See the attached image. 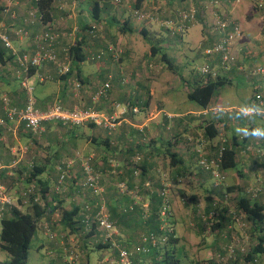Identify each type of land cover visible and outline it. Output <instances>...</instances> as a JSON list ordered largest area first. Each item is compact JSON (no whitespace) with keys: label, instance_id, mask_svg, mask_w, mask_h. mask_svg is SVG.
Segmentation results:
<instances>
[{"label":"crops","instance_id":"1","mask_svg":"<svg viewBox=\"0 0 264 264\" xmlns=\"http://www.w3.org/2000/svg\"><path fill=\"white\" fill-rule=\"evenodd\" d=\"M134 1L135 0H124L123 3H125V5H132ZM92 2V0H52L50 7V21L48 24L59 36L56 43V51L60 58L58 60L63 64L71 66V61L65 57L64 51L69 48L70 45L74 44L75 41L81 39H84L83 47L91 51H96V48H102L106 44H118L122 52L120 59L118 61L107 59L105 62L100 61L95 63L86 60L80 63L78 68L74 67V71L71 75L66 76V78L62 77L63 79L58 76L57 68L52 64H45L34 70V72L30 74L28 81L31 78L33 79L31 82L32 93L37 107L40 110H46L55 104H59L64 109L66 108L70 110L87 107L98 110L97 108L100 107L103 112L105 111L109 114V109L112 108L113 102L123 103L125 101H133L136 99L138 102H143L142 94L146 92V89L148 90L149 95L148 101L142 103L143 106H140L139 113L135 115L129 114L119 118L118 123L112 131L105 130L102 127H96L90 123L72 128L68 131V129L64 128L63 125L58 122L44 121L41 123V136L34 138L27 133L22 122L14 121L13 123H9L6 129L0 128V182L6 186L4 182H10L9 176L12 175L13 172L20 174V172H24L27 167L36 164L37 166H41L44 172L39 179L41 182H44L49 186V194H47L46 197V201L49 205L57 203L61 204L66 209H70L72 205H78L81 208L85 204H88L92 197L88 192H85V196H83L84 194L81 195L82 189L80 184L82 181V172L80 166L76 164L72 170L70 178L64 183V190L61 194H56L54 192L58 176L57 167L62 161L68 158H74L76 156L89 157L93 155L94 168L101 172L104 169L106 170L100 157L107 156L109 160H113L114 158L119 159V157L123 158L122 155L119 154L121 153L120 150L117 152H114L111 149L106 152L102 150L103 148L100 145V141L108 139L117 144L124 142L126 147H133L135 150L134 152H138L139 154L142 152L153 158L152 161L146 163L145 174L147 180L143 181V184L148 185L157 182L155 172H158V169L156 168V164H162L161 169L164 167L166 168L165 170L168 171L167 174L169 175V181L166 178L161 181H166L169 187L174 190L175 188L179 189L180 183L187 180L188 183L194 187L202 188L204 192L197 194V197L194 199V201H196L195 205L198 204L200 206L199 203L201 201L206 205V200L214 195V192L211 190L213 181L208 174L199 171L197 164H195L196 157L194 156L195 154L192 149L181 148V145L179 144L181 143L180 141H177L176 145H172L169 148L171 152H177L176 154L178 158L182 161L180 166L174 168L169 166L168 160L163 157L166 156L167 144L170 139L169 135L173 137L175 136L177 140H182L190 135H199V133H202L199 122L201 123L203 120L194 118L195 121H192L189 117L176 119V115L174 114H171L172 117L168 118L166 117L168 113H164L162 109L156 108L152 102V97L158 89L156 84L153 82L148 85V81H143L134 76V74H136V76L141 78V74L139 76L138 73L140 65H145L148 61L156 63L158 60H152V57H150V50L146 51L145 48L141 50L144 54H141L138 51L143 48L140 39L142 32H147V34H149V27L144 25L137 28L141 22L133 18L131 11L127 7H114L110 1L102 2V10L100 12L98 24L96 23L97 21H94L91 18L90 6ZM143 4L148 5L149 7L157 4L161 5L167 12V16L164 17L165 19L166 17L172 16L174 12L180 8L194 5L195 0H144ZM252 5H254L252 0H242V3L239 6L226 4L223 5L224 8L223 6L221 8L224 15L229 14L240 23L244 32L242 37L237 40L236 49L237 51L239 50L238 54L240 55L237 63L232 66L231 70L224 73L223 70L218 68L217 59L213 58V60L209 61L217 68L220 76L227 77L230 82L225 85L216 96H214L209 109L207 110L212 111H210L207 116L205 115L206 117L202 118L205 120L213 119V121H215V126L221 131V133L225 132L224 124H226L229 127V134L236 135L241 133V137L246 138L247 142L254 143L255 140H257L256 138L258 134L250 135L249 131H247V127H261L262 122L260 117L254 113L250 114L251 116H248L244 123L239 120L240 116L235 117L234 114H232V116H234L232 117L228 114L231 109L244 110L250 107L251 101L254 98V88L256 86L261 85V92L264 96V80L259 79V76L256 79L251 78L247 74V71L253 65H260L264 62V38L262 36L263 31H261L264 23L262 18H264V16L261 10L256 8L253 10L251 7ZM0 6V33L7 38L10 45L6 57H12L8 59L5 64L0 65V96L6 94L10 98L12 106L20 109L23 108L25 104L26 92L20 85L19 79L22 76V71L16 63V56H14V54L19 55L23 52L35 51L32 38L33 36L42 33L45 26L48 25H41L37 19L33 20L32 17V19L30 18L29 13H34V11H31L34 9L32 0H1ZM212 18L214 17L208 14L207 19L204 22L199 21L193 24L181 40L175 39L176 41H174L172 39H167L163 31L161 32V35L158 34V39L155 42L162 41V44L166 46L167 49L177 46L178 50L174 51V56L176 54H179V57H181V55L185 56V63L188 67L200 60L205 61L201 50L198 49L202 42L197 44L196 49L191 46L195 41V39L192 40L193 35L195 34L193 33V30L200 33V39L206 37L205 29H207V26L212 22ZM148 23L155 26L159 25L158 22L154 21ZM92 24H98L101 26V38L99 41H95L89 36L88 27L86 26ZM120 24H125V28H131L133 31L126 33L118 31V25ZM18 30H23V32L27 33V36H18ZM141 30L142 32H139ZM155 33L153 35L156 36ZM86 65H89V67L93 66L95 69H87V71L84 72L83 70ZM123 76L131 77L133 84L121 83ZM186 76L189 77V83L197 81V74L193 73L190 75V69L189 72L186 73ZM78 77L82 80V87L78 90L75 88L70 89L72 83ZM242 79H247L245 82L248 85H251L252 90L244 86L242 88L237 87L243 85ZM106 81H109L112 86L108 97L106 101L102 100L94 105L91 100L92 95L97 88L98 83ZM50 82L55 83L57 86L56 93H48ZM165 88L166 87H162V89ZM228 89L230 90L229 92L233 96V99L241 102L243 107H226L223 105L222 101L224 100V92L228 93ZM245 89L248 90V94ZM240 90L245 93L244 100L239 98ZM198 112H200V109L197 112L189 111L188 113L195 114ZM2 115L3 111L0 105V116ZM137 128L145 134V140H140V138H138L139 134L136 131ZM87 130L90 131V134L85 133ZM140 143L144 146L140 145ZM89 144H93L94 147L90 148ZM254 164L253 161L243 160V162L238 165L237 170L234 173L229 174V180L227 182L231 183H228L227 186H231L233 183L244 184L246 180L250 179L251 176H254L257 173L256 168H258V166H255ZM107 169H109V167ZM123 171L124 172L122 173L124 174L120 176V178L128 180L129 170ZM196 173H199L200 176L196 175ZM163 177H166L165 173ZM208 181H210L211 184L208 185ZM103 182L108 197H106V199L110 206L121 203H130L129 198H121L115 195L114 190L112 189L113 183L110 185L111 183H109L107 177L104 178ZM18 185L12 188L10 186L7 196L13 205L20 208L18 205L21 201V196L20 192H17V188H20L21 190V188H25L26 185ZM145 198L147 199L148 197L145 196ZM204 209L205 211L207 210L206 208ZM201 215L204 214L201 213ZM220 221L222 231H219L220 233L217 234L213 233L206 235L202 231L203 220L199 215L193 214L174 217L177 240V242H175L176 252L186 253L189 257V264H213L216 254L223 253L227 246L224 237V234L227 233H224L227 220L223 218ZM181 222L186 224V229L180 227ZM124 224H126V227L121 231L116 228V225L114 224L116 235L119 236L120 241L122 243L126 241L125 243H128L131 246L138 243L140 233L136 232V224H131L126 220L124 221ZM40 229L44 236L43 242L50 244L52 247L53 244L49 242L44 230L42 228ZM228 235L238 236L243 239V236L237 230ZM60 244L62 243L60 242ZM56 251L61 253L60 248H57ZM106 251L108 252L107 255H111L112 251L110 249ZM102 257L100 259L101 261L106 258L104 257L102 259ZM63 260H66L65 254ZM136 260L141 264H157V259L154 255H141L136 258ZM51 263H53L52 260ZM177 264H179V260Z\"/></svg>","mask_w":264,"mask_h":264},{"label":"trees","instance_id":"2","mask_svg":"<svg viewBox=\"0 0 264 264\" xmlns=\"http://www.w3.org/2000/svg\"><path fill=\"white\" fill-rule=\"evenodd\" d=\"M92 1L93 2L91 3V6H90L91 7V18L94 21H97L96 23L99 24L98 21L100 19V12L102 10L101 4H103L102 2H104V1H110L111 2V0H92ZM143 1L144 0H135L133 2V6H132L133 10L134 9L135 10L136 9L146 10L145 8H149L148 5L143 4ZM219 1H220L219 10H217V9L214 10L215 12H212L211 15L214 18H216V17L229 18V19L234 20L237 24H240L231 15H229V14L224 15V13H222V11L220 12V10L222 8V4L226 3L228 5H230V4L235 5L236 0H219ZM241 1L242 0H240L239 2H241ZM252 1H253V3H255V5L257 7L259 5H262V7L264 6V0H252ZM32 2L34 4V9L31 11H34L35 17L41 18L40 20H38L39 23L41 25H48V26H45L44 31L42 33H40V34H44L47 31L48 27L52 28L48 24V22L50 21V7L52 4V0H32ZM121 2H123V0H121ZM0 5H1V0H0ZM121 6H122V3H121ZM194 6L197 8L196 22L195 23H197L199 21L204 22L207 18L206 17L207 14L205 13L206 12L205 8H203V6L201 4H198L197 0H195ZM160 7L163 8L162 6H160ZM0 8H1V6H0ZM213 8H215V7H213ZM188 9H189L188 7H186V8L184 7V8H180L178 10H188ZM261 11L263 12V15H264V9ZM149 21L152 22L153 20H149ZM98 24H96V25H98ZM92 25L86 26V27H88V33H89V30L91 29ZM118 26L120 27V28L118 27V31H121L122 33L133 31V30H131V28H128V27L125 28V24H120ZM100 27L101 26H99V31L97 32L98 36L96 38H92V35L89 34L91 39H93L95 41L100 40V38H101V30H100L101 28ZM162 27L164 29L165 37L167 39H170V40L172 39L174 41H176L175 39L181 40L184 37V35L187 33L186 32L181 37L174 38V36L172 35V32L169 31V29H167L166 26L163 25ZM52 30H53V32H55L53 28H52ZM207 30H208V28L205 29V31H207ZM18 31H21V30H18ZM22 32H23V30H22ZM139 32H142V30ZM24 33H26V32H24ZM242 35H243V31H242ZM25 36H27V35H25ZM36 36H38V35H35L32 38V41L34 42L33 46H35V51L23 52V53H20L19 55L14 54V56H16V63L17 64H18V61H17L18 57L22 56L23 54H25V53H30V55L35 54V52H36L35 37ZM142 36L144 38H146L148 36L147 32H142ZM206 36H207V33H206ZM213 40H215V38H213L209 35V40H207L206 42H203L200 46L198 45L199 46L198 49L201 50L202 55H203V50L207 47V45H209V42L212 43ZM56 43H57V41H56ZM56 43L53 47V51L56 54L57 58L60 59L58 54H57V51H56ZM83 44H84V39L77 40V41H75L74 44L70 45V47L64 51L65 57L67 59H70V61H71V66L66 64L69 66V72L67 74H64V75L58 74L59 77L66 78V76L70 75L74 71V67L78 68V65L80 63L86 61V60L93 62V63L100 62V61L105 62L107 59H109V60L111 59L113 61H118L122 55L121 54L119 56V58L117 57V59H114L111 57L110 54H108V56H104L101 60L92 61L90 58L91 53L94 54L95 52H99L100 50H105V48L107 46H109V45L115 46V44H113V43L112 44H106L102 48H96V51H91L89 49H85L83 47L84 46ZM7 50H9L8 47H6L4 45V43L2 42V40H0V65L5 64V62L8 59L12 58L10 56L6 57L7 56ZM166 50H167V47L162 44V41L161 42L158 41V42H155V43L150 45V57L154 58L157 55H160V57L156 63L155 62H149V61L146 62L144 67H145L146 71L147 70L149 71L148 75L149 74L154 75L155 72H160L162 67H164V69L166 68V69L172 70V72H174L173 60L169 56V54L166 52ZM89 52H91V53H89ZM204 58H205V56H204ZM59 62L61 63V61H59ZM153 63H154L156 68L160 69V71L158 69H156V70L150 69V68H152ZM157 63L159 64L160 67L157 65ZM45 64H52L57 68V66L55 64L49 63V62L43 63L40 67H42ZM164 64H166V66ZM18 66H19V64H18ZM28 69L29 70H28L27 75L30 76V74H32L34 72V70H36L38 68L29 67ZM251 69H252V67L247 71V74L251 78L256 79L258 76H252L249 74V71ZM20 70L22 71V68H20ZM229 70H231V68ZM229 70H227V71H229ZM223 71H224V73L226 72L225 70H223ZM179 77H182V76H179ZM259 79L264 80V76H259ZM19 81L21 82L20 79H19ZM106 82H109V81H106ZM186 82H187V84H189V89H188V92L186 94L187 99L189 101L194 102L198 106V108L200 109V112L195 113V114H190L188 117L191 118L192 121H195V119L203 120V121H201V123L199 122L202 133L201 134L199 133V135H196V136H194V135L186 136L182 140L181 139L177 140V138H175V136L173 137V136L169 135L170 139L168 140V144H167V152L165 154L166 156H163V157L166 158V160H168L169 166H172V168H174V167L180 166L182 164V161L180 158H178V156L176 154L177 152L173 153L170 151L169 148L172 145L173 146L176 145L177 141L178 142L180 141L181 143H179V144L181 145V148L192 149V151L195 154L194 156L196 157L195 158V164H197L199 171L201 173L208 174L213 181V185H211V190L214 192V195H212V197H209L207 199L208 201L206 200L205 208L207 209L206 210L207 212L204 209L203 210L204 215H201V214L199 215L201 217V219L203 220L202 231L206 235L213 234V233H216V234L220 233L219 231H222L221 226H220V223H221L220 220L223 218L226 219L227 225L225 227L224 233L225 232H227V233L224 234V237L226 239L225 244L228 245V244H230V236H231V235L229 236L228 234H231L233 228L235 230V226H236L233 223L232 214L234 212L241 213L245 217L246 221L251 226V230L249 232L250 241H253V237L256 238L255 239L256 241H254L251 245L250 244L244 245L243 251L236 250L235 251V259L234 260L230 259V262H232L233 264H240V263L241 264H261V263L264 264V262L262 260V257H264V173L261 172V169L263 170V168H264V158H262V160L258 159V157L254 158V155L242 157L241 152H240L241 148L244 147L245 145L247 146V144L249 142H247L246 138L241 137V135H240L241 133L236 134V135L229 134L228 133L229 127L226 124H224L225 132L221 133V131L215 126V121H213V119L205 120L202 118V117H206L210 113V111H212V110H210V111H207V110L209 109V106H210L214 96L216 94H218L219 91L222 90L225 87V85H227L230 82L227 79V77H221L220 73H218V75L214 78L211 76H206L203 78V77H200L199 74H197V81L189 83V80H188ZM75 83H77L79 86L78 88L74 87L76 90H78L82 87L83 83H82V80L80 77L76 78V80L74 81V86H75ZM104 83L105 82L98 83L97 88L95 89L94 93ZM121 83H125V84L132 83L133 84L132 78L128 77V76H123L121 79ZM109 84H110V82H109ZM111 88H112V86L110 84V89L108 90L107 97H108V94H109ZM254 91H255L254 97L256 94H260L261 99L264 103V96L261 92L262 91L261 85L256 86L254 88ZM2 96H6L8 98L9 106L12 107V104H11L10 98L6 94H3L0 96V105H1V109L3 111V115L0 116V118H4V120H5V123L3 125H0V128L6 129L9 125V123H13L14 121L6 119L5 110L3 109V103L1 101ZM31 96L35 100L33 93L31 94ZM27 97H28V95L26 93L25 104H24L23 108L26 105ZM142 98H143L144 103H146L148 101L149 95H148L147 89H146V92H144L142 94ZM106 99L107 98L99 99L98 102H100L102 100L106 101ZM91 100H92V98H91ZM133 101H125L123 103L113 102L112 108L109 109L110 110L109 114L105 111L103 112V110L100 107L97 108L98 110L93 109V108H91V109L94 110L95 112H98V113L103 114L106 117L110 118L113 116V112H114V111H112V109L115 110L114 104L124 105L127 102H129V104H131L132 106H134V105L138 106L139 112H140V106L142 105L143 102L140 100H139L140 102H138L137 99L133 100ZM251 103H252V101H251ZM93 104L95 105L96 103H93ZM35 107L38 110H40L37 107L36 101H35ZM87 108H90V107H87ZM20 109H22V108H20ZM257 109L264 110V105L260 106L258 103H255L254 105L251 104L250 107H248L246 110H257ZM66 110H70V109H66ZM41 111H45V110H41ZM204 111H207V113L205 114L206 116L199 114V113H203ZM129 114H132V113L128 112L126 114H123L119 118L124 117V116L129 115ZM197 114H199V116ZM228 114L230 116H232V114H234L235 117L240 116L239 120L243 121L244 123L246 121L245 119H247L248 116H251V115H245L242 112H237L234 110H232ZM254 114H256V113H254ZM133 115H135V114H133ZM257 115L261 119L262 126L261 127H256V126L247 127V129H248L247 131H249L250 135H257V134L261 135L264 131V117L262 115H259V114H257ZM234 116H232V117H234ZM119 118L117 117L116 119H114V126L110 127V128L98 126L97 124L92 123V122H87V123L93 124L96 127L98 126L99 128L102 127L103 129H105V130L107 129L108 131H112L114 129V127L116 126V124L118 123ZM52 121H55V122H58L59 124H62L64 128L68 129V131L71 130L72 128L83 125V124H79V125L63 124L62 122L57 121V120H52ZM84 124H86V123H84ZM24 128H25V126H24ZM25 130L27 131V133H29V135H31V137L37 138V137L41 136V131L37 132V133H32L31 131H29L26 128H25ZM136 131L139 134L138 138H140V140L141 139L145 140V136H144L145 134L142 133L141 130H138V128ZM221 134L224 135V137L226 138V143L224 144V148H223L222 155H221V161L219 162L218 169L223 174L224 178L222 179V182L219 185H215L216 179H214L210 175V173L201 169V167L198 165L199 155L195 151L196 148H195L194 144L202 143L203 139L205 141H209L208 144H205V143H203V144L207 147L206 149L208 150V153L210 154V156L214 157L213 153L215 151L218 152V150L220 149L219 136ZM201 135L203 138L201 137ZM109 137H110V135H109ZM130 137L133 138L132 136H130ZM189 138H192L190 147L185 145V143L187 142V140ZM100 143H101L100 144L101 147L103 148L102 150H104V152L109 151V149L113 150L114 152H117L120 150L121 153H119V154H121L124 159L119 157L120 160L118 158H114L113 160H109L107 158V156L100 157V160L103 161L102 162L103 166L106 168V170L104 169L102 172L94 168V166H93L94 156L93 155L89 156V157L76 156L74 158L73 157L68 158V159L62 161L57 167L58 176H57L54 192L56 194H61V192L64 190V187H63L64 183H66L68 181V179L70 178V175L72 174V170L74 169L76 164H78L80 166L81 172H82V181H81L80 187L83 190L82 191L80 189L81 193H82L81 195L84 194L83 196H85V192H88L90 194V196L92 197L90 202H89L90 204L89 203L85 204L81 208L78 205H72L70 209H66L61 204H57V203L54 205H49V203H47V201H46L47 200V198H46L47 194H49V186L46 185V183L41 182V180L39 179V177L44 172H43L41 166H37L36 164H32L31 166L27 167L25 169V171L20 172V174L13 172L12 175L9 176L10 182H8V183L4 182V184L6 186H4L0 182V185L4 186V188H5L4 194L6 196L8 195V189H10V186L12 188L18 184H19L18 186L26 185V187L21 188V190H20V188H17V192H20V196H21V201L19 202V205H18L20 208H17L15 205H13L12 202H11V204H1L0 203V222H1L0 250L8 254V260H6L4 262H0V264H26V261L28 258V251L30 248V243H31V240L35 234L36 228L38 226L44 230V233H45L46 237L48 238L49 242H51V244H53L52 247L50 246V244H47V245H49L50 249H52L54 251H56L57 248L61 249V253L56 251V253H59V256H58L59 258L56 257L57 254L55 253L53 258L51 259V260H53L54 263L55 262L57 264H59V263L60 264H63V263H66V264L70 263L71 264L72 263L70 260V255H71L70 253L72 252L74 254V252L72 250L73 246L68 241V237H67L68 235H76L79 238H81L80 240L83 243L82 247L87 250V254H89L95 250H99V251L105 250L106 251V250L110 249L112 251V254H113L112 259H114L116 257V250L111 246L110 242H105V243L103 242L104 233L97 229V224H95L93 222L88 230H86V227L84 224V221H85L84 217L86 215V212L90 213L91 216L93 217L95 215V213L98 210H100L102 205L104 206L105 212L109 216V220L112 222V224H113V221L115 220L114 224L116 225V228L120 229V231L123 230L124 227H126V224H124L125 220L127 222H130L131 224H136V226H135L136 232L140 233L139 237H138V241L140 240V236L142 234H145V235L154 234L156 236H159V235H162L165 233L164 231L161 230V227L164 223V218H162L158 212L159 207L163 204V198L164 197L159 196L158 191L160 192V189H162L163 181H161V180L166 178L169 181V176L167 174L168 171H166L165 169L164 170L161 169V167H160L161 164H160V166L158 164H156V168L158 169L157 170L158 172H155L157 182L152 183V184H148V185L143 184V181L147 180L146 174H145L146 163L152 161L153 158H151L150 156H148L146 154H143L142 152H140V154L138 152H134L135 150L133 149V147L132 148L126 147V145H124V142H120L119 144H117L116 142L114 143L108 139H104V140H101ZM140 145H143V144L140 143ZM256 147L260 148V149H264V144L263 143H261V144L257 143ZM137 158H139L138 161H136ZM115 159H117L121 162H119ZM243 160L253 161V164L255 163L254 165L258 166V168H256L257 173L254 176H251L250 179L246 180L244 182V184L233 183L231 186H227V184H228L227 181L229 180V173L228 172L230 170H234V169L236 171L238 165H240L243 162ZM68 161H72V167L69 168L68 173L66 174V177H65L64 182H63L62 187H61V191L57 192L56 187L58 185V181H59L61 172L63 170L65 171V166L68 163ZM84 162H88L92 171L94 173H96L99 177V185L102 188V191L98 194H94V193H92L91 190L83 187L85 172H84L82 164ZM108 167H109V169H107ZM123 170H125V171L129 170L128 180L120 178V176H122L124 174V173H122V172H124ZM164 173L166 174V177H163ZM196 175H199V173H196ZM105 177H107L109 183H111L110 185H112V183H113L112 189L114 190L115 195L117 197H121V198H123V197L129 198L130 199L129 204L121 203V204L114 205V206H110L108 204V201L106 199L107 192H106V189L104 187L105 184L103 182ZM257 178H260L261 182H258ZM237 179H239V178H237ZM256 181L260 184L261 194H260L259 198H253L252 199L243 192V188L248 187V186L255 187L256 185H258V183ZM164 182H166V181H164ZM29 189H32L30 194L23 196V193L24 192L27 193ZM170 189H171V187H169L167 190H168V195H169V198H168L169 202L168 203H169V206L171 208V203H172L171 201L172 200L170 197V194H171ZM232 192H236L235 193L236 196H235V198L234 197L231 198V200L233 202V207L229 208L228 206H224V203H225L224 197H225V195L231 194ZM145 193H146V195H145ZM136 196L140 197L142 202L136 201ZM145 196H147L148 198L146 199ZM149 197H150V199H149ZM196 197L197 196H195V195H191L189 197V201L191 203H193L194 205L196 203V201H194V199ZM35 199H37V200H35ZM88 199H89V197H88ZM210 199H211V201H210ZM231 200H229V201L231 202ZM230 202H227V205H229ZM143 203L148 204V207L145 211L142 208ZM86 206L90 207L89 211L85 209ZM195 206H197V204ZM145 212H147V213H145ZM171 212H172V208H171ZM211 213H213V215L211 216L210 219H208ZM205 214H207V215H205ZM168 221H169L168 222L169 226H172V228H174V233L176 235L173 213H171V215L169 216ZM114 224H113V226H114ZM208 225H209V230L207 229ZM58 229L65 236L64 239L61 238L62 244H60V242H61L60 239H58V241L55 240L56 234L54 233L53 230L57 231ZM115 230L116 229L114 227V231ZM255 234H256V236H254ZM113 240H115L116 243H118L119 245L125 246L127 248H132L135 245L134 244L131 246L128 243H125L126 241L122 243L120 241L118 235H114ZM175 242H177L176 238L175 239L170 238L167 240L166 243L163 244V246H157L149 254H146L144 256H148V255L153 256L154 255L157 259L156 260L157 264H177L179 258L175 257V253H176ZM225 253H226L225 250L223 253L221 252V254H225ZM63 254H65L66 260H62ZM103 260L102 261L100 260L99 264H105L103 262ZM61 261H63V262H61Z\"/></svg>","mask_w":264,"mask_h":264},{"label":"built area","instance_id":"3","mask_svg":"<svg viewBox=\"0 0 264 264\" xmlns=\"http://www.w3.org/2000/svg\"><path fill=\"white\" fill-rule=\"evenodd\" d=\"M240 0H236L239 2ZM198 4H201L205 10H207L210 6L216 7L219 5V0H197ZM121 0H111V4L115 7L121 6ZM188 10H177L174 12L172 16H167V12L161 8L160 6H151L149 8L144 9H134L133 17L138 21H149L153 20L154 22H158L161 26H166L169 31L172 32L174 38L181 37L184 35L188 29L195 24L196 22V14L197 8L194 5L188 7ZM204 15V14H203ZM29 16L34 19L40 20L41 18L35 17L33 12L29 13ZM160 16V17H159ZM206 16V15H205ZM208 30L206 31L207 36L204 39V42L209 40V35L215 40L213 42H209V45L203 50V55L205 56L206 63L202 65V67L198 70L200 77H216L218 75V70L214 67L209 61L213 60V58L218 60V68L221 70H229L234 66L238 58L234 53L233 44L236 40L242 37V27L240 24H237L234 20L229 18H221L216 17L213 21L207 26ZM231 29V30H230ZM99 31V25L93 24L91 29L89 30V34L92 35V38H96L97 32ZM18 36L26 35V33L22 31L17 32ZM58 34L53 32L52 28L48 27L47 31L44 34H39L35 37V44H36V52L34 55H30V53H25L22 56L18 57L17 61L19 67L22 68V76L20 78L21 87L26 91L28 97L27 102L24 108L17 109L16 107L9 106V100L6 96L1 97V101L3 103V109L5 110L6 119L11 121H17L24 123L26 129L31 131L32 133H37L41 131V123L44 121H52L57 120L62 122L63 124H84L87 122H92L97 124L98 126L103 127H113L114 126V119L117 117L119 118L123 114L132 113L137 114L139 112V107L134 105L132 106L127 102L124 105L121 104H114L115 110H113V116L108 118L103 114L95 112L91 108H75L73 110H66L62 106L55 104L50 108L46 109L45 111L38 110L35 107V100L31 96L32 88L28 85V68L35 67L39 68L43 63L49 62L53 63L57 66V73L60 75L67 74L69 72V66L66 64L60 63L56 54L53 51V47L56 43V39L58 38ZM0 40L4 43V45L10 48L9 42L7 38L0 33ZM211 40V39H210ZM203 43V42H202ZM200 43V45L202 44ZM91 53V52H89ZM121 53L120 47L117 45H109L105 48V50H100L99 52H95L94 54L91 53V60L97 61L101 60L104 56L111 55L112 58L117 59L119 54ZM249 74L252 76H263L264 75V68L263 67H252L249 71ZM78 84L75 83V88H78ZM110 89L109 82H105L102 84L100 88L92 96V102L97 103L99 99L107 98L108 90ZM258 103L260 106H263L264 103L261 99L260 94H256L254 99L252 100V105ZM237 112H242L245 115H250L253 113L262 115L264 117V110L257 109V110H238V109H231ZM202 115L206 114V111L203 113H199ZM199 114H197L199 116ZM166 117L171 118L172 116L166 115ZM5 123L4 118H0V125ZM264 135V131L262 133ZM262 135V136H263ZM202 137V135H201ZM203 138V137H202ZM192 138H189L185 145L191 146ZM220 141V149L215 151L212 157L208 153L207 147L203 144H208L209 141L202 140V143H196V153L199 155V163L198 165L204 171L210 173V175L216 179L215 185H219L224 178L223 174L218 169L219 162L221 161V155L224 148V144L226 143V138L224 135L219 136ZM255 143V142H254ZM253 142H249L247 146L241 148V156L246 157L250 155H254V158L258 157V159L264 158V149L257 148ZM184 145V144H183ZM206 149V150H205ZM205 150V151H204ZM208 155V156H207ZM139 158L136 159L138 161ZM85 178L83 181V187L87 188L92 191L94 194H98L102 191V188L99 185V177L96 173L92 171L88 162H84L82 164ZM72 167V161H68L65 166V171L61 172L58 185L56 187L57 192L61 191L62 184L68 173L69 168ZM264 173V168L262 170ZM261 178V177H260ZM257 178L258 182H261V179ZM256 181V182H257ZM257 182V183H258ZM169 185L166 182L162 183V189L160 192L158 191L159 196H163V204L159 207L158 212L162 218H164V223L161 227V230L165 233L159 236L154 234H142L140 236V240L137 244H135L132 248H127L125 246L119 245L113 240V236L116 235L114 231V226L112 222L109 220V216L105 212L104 206L102 205L100 210H98L95 215L92 217L90 213L86 212L84 217V224L86 230L89 229L91 224L94 222L97 224V229L104 233L103 242H110L111 246L116 250V257L114 259H104L103 262L105 264H141L139 261L136 260L140 255L149 254L154 248L157 246H163L164 243L167 242L168 239L172 238L175 239L176 235L174 233V228L169 226L168 218L171 215V208L169 206V195L168 189ZM32 189H29L28 192H24L23 196L30 194ZM5 188L4 186L0 185V203L1 204H11L10 199L8 196L4 194ZM243 192L249 196L250 198H259L261 194V187L260 184L256 185L255 187H245L243 188ZM236 194L230 195L227 194L224 197V204H227L231 198H235ZM37 200V199H35ZM136 201L142 202L141 198L136 196ZM148 204L143 203L142 208L144 211L147 209ZM86 210L89 211L90 207L86 206ZM147 213V212H145ZM213 213L210 214L209 218ZM242 217H244L241 213L234 212L232 214V220L234 225L242 223ZM167 219V220H166ZM232 223V224H233ZM209 230V225L208 228ZM234 228L232 233L234 232ZM172 234V235H171ZM174 234V235H173ZM171 235V236H170ZM247 237L241 238L238 236H230V244L225 247V254L218 253L214 259V264H233L230 262V259H235V251L244 250V245H246ZM156 250V249H155ZM74 254L71 252L70 260H74Z\"/></svg>","mask_w":264,"mask_h":264},{"label":"rangeland","instance_id":"4","mask_svg":"<svg viewBox=\"0 0 264 264\" xmlns=\"http://www.w3.org/2000/svg\"><path fill=\"white\" fill-rule=\"evenodd\" d=\"M241 3H242V1L241 2H236V4L233 5V6H239ZM225 4L226 3L222 4V6L225 5ZM253 4L254 5L251 6L253 10H255V8L258 9V10L259 9L260 10L264 9V6L262 7V5H259L257 7L255 5V3H253ZM132 6H133V4L132 5L131 4H126L125 5V3L122 2V6L119 7V8L127 7L131 11L132 16H133V12H132L133 8H132ZM152 6L159 7L161 5L157 4V5H152ZM219 8H220L219 5L216 6L215 8L210 6L206 10L205 13L207 14V16H208V14L211 15L212 12H215L214 10H216V9L219 10ZM223 8H224V6H223ZM220 12H221V10H220ZM213 19L214 18H212V21H213ZM262 20L264 21V18H262ZM139 22H141V23H140V25H138L137 28H140L141 26L145 25V26L149 27V32H150L146 38H144L143 36H141V38H140L141 41H142L141 46L143 48H141L138 51L141 54H144V52L141 51V50H143L145 48L146 51H149L150 50V45L155 43V41L158 39V37H157L158 34L161 35V32H163L164 29H163V27L160 24L156 25V26L155 25H150V23H148L150 21H146V22L139 21ZM261 29H262L261 31H263L262 36L264 38V23H263ZM243 32H244V30H243ZM154 33L156 34V36L153 35ZM193 33H195V34L193 35L192 40L195 39V41L191 44V46L196 49L197 48V44L199 42H204V39L203 38L200 39L201 35H199L200 33L198 31L193 30ZM236 44H237V40L233 44V49H234L235 55L239 59V55L240 54H238L239 50L237 51V49H236L237 45ZM176 50H178L177 46L166 50V52L169 54V56L173 60L174 72H172V70H168L166 68L164 69V67H162V69L160 71V69L156 68L154 63H153V66L150 69L151 70L158 69L160 72H155L154 75H151V74L148 75L149 71L148 70L146 71V69L144 67V64H142V65H140L139 72H138L139 76L141 74V78L136 76V74H134V76L137 77L138 79L143 80V81L144 80L148 81V83H147L148 85L154 82V84H156V87H158V89L156 90L155 95L152 97L153 104L156 106V108L162 109L164 113H168L170 116H171V114L176 115V119H178V118H186V117H188L190 115V113H188L189 111L197 112L199 110L198 106L194 102L189 101L187 99V95L186 94H187V90L189 89V84H187L186 81L189 80V77L186 76V73L189 72V69H190V75H192L193 73L199 74L198 70L202 67V65H204L206 63V59H205V61L200 60V61L196 62L195 64H192L190 67H188L187 64L185 63V59H184L185 56L181 55V57H179L178 56L179 54H176L174 56V51H176ZM121 54H122V52L119 54V56ZM119 56H118V58H119ZM159 57H160V55H157L155 58H152V60H157V59H159ZM157 65L159 66L158 63H157ZM164 65L166 66V64H164ZM252 67H263L264 68V62L262 64H260V65H253ZM87 69L94 70L95 67H93V66L89 67V65H86L83 71L85 72V71H87ZM70 75H68V76H70ZM179 76H182V77H179ZM32 81H33L32 78L29 79V81H28V85L31 88H32V84H31ZM242 81H243V85H240V86H237V87L242 88L244 86V87L252 90L251 89L252 88L251 85H248L245 82V81H247V79H242ZM130 85H132V83H130ZM177 85H178V87H177ZM162 87H166V88L171 87V88L162 89ZM72 88H74V82L72 83V86H71L70 89H72ZM178 88H179V90H178ZM245 90H246V93L248 94V90L247 89H245ZM229 91L230 90L228 89L227 90L228 93L224 92V100L222 101L223 105H225L226 107H243V105H241V102H239L236 99L235 100L233 99V96L231 95V93ZM56 92H57V86L55 85V83L50 82L49 83L48 93L52 94V93H56ZM232 94H234V93H232ZM239 94H240L239 98L244 100L245 93L242 90H240ZM246 109H244V110H246ZM163 116H164V114H163ZM85 133L86 134H90V131L87 130ZM262 135L263 134L257 136V138H256L257 140H255V143H254L255 146H257V143H259V144L263 143L264 144V135L263 136ZM89 145H90L89 146L90 148L94 147L93 144H89ZM161 166H162V164H161ZM163 169H166V168H163ZM234 172H235V169L234 170H230L228 173L232 174ZM261 172H262V170H261ZM210 181H208V183H207L208 185L211 184L212 181L211 182ZM228 183H231V182H228ZM232 183H233V181H232ZM212 185H213V183H212ZM170 193H171L170 195H171V198H172L171 208H172V213H173L174 217H177V216L181 217V216H187V215H193V214L200 215L201 213L204 212L203 210L205 208V203L203 201H201L199 203L200 206L198 204H197V206H195L193 203H191L189 201V197L191 195L197 196V194L204 193L202 188L194 187L193 185L188 183L187 180H184V181H182V183H180V188L179 189L178 188H175L174 190L170 189ZM235 193L236 192H232L230 195H234ZM224 206H228L229 208L233 207L232 200L229 203V205L224 204ZM241 222L242 223L237 224L235 226V230H237L243 236V238L247 237L248 240L246 241V244L247 245H249V244L251 245L254 241H256L255 240L256 238H254V237H253V241H250L249 232L251 230V226L246 221L245 217H242V221ZM185 226H186V224L185 223L183 224L181 222V226L180 227H184L186 229ZM53 231L56 234L55 235V237H56L55 240L58 241V239H60V241H61V238H63V239L65 238L64 234L59 229L57 231H55V230H53ZM175 232H176V230H175ZM0 233H1V222H0ZM254 236H256V234ZM43 237L44 236H43V234L41 232V229L38 226L36 228L35 234H34L32 240H31V243H30V248H29V251H28V258H27L26 264H53L54 263L53 260H52L53 263H51V259L53 258V256L56 253V251L50 249L49 245H47L46 243L43 242ZM67 237H68V241L73 246L72 250H73L74 256H75V257L73 256L74 260L71 261L72 264H88V263L89 264H97V263L99 264L100 259H101L102 256L106 257L105 259H108V260L113 258V254L111 253V255H107L108 252L105 251V250H101V251L95 250V251L87 254V250L82 247L83 243L80 240L81 238H79L76 235H68ZM61 243H62V241H61ZM40 245H42V246H40ZM56 254H57L56 257L59 258L58 257L59 253H56ZM62 256H64V254ZM104 257H102V259ZM175 257L179 258L178 259L179 260V264H189L188 263L189 257L187 256L186 253H182V252L177 253L176 252L175 253ZM6 260H8V254L0 250V262H4ZM62 260H63V257H62ZM262 260H264V258ZM54 264H57V263L55 262ZM63 264H66V263H63Z\"/></svg>","mask_w":264,"mask_h":264}]
</instances>
